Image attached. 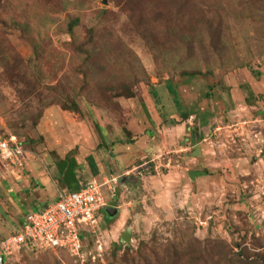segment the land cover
I'll return each mask as SVG.
<instances>
[{
    "label": "rangeland",
    "instance_id": "rangeland-1",
    "mask_svg": "<svg viewBox=\"0 0 264 264\" xmlns=\"http://www.w3.org/2000/svg\"><path fill=\"white\" fill-rule=\"evenodd\" d=\"M151 1L150 21L137 30L123 9L126 0H0V137L18 143L24 155L15 166L0 155V180L20 176L31 162L53 164L73 149L82 172L92 154L98 180L115 176L114 160L122 173L113 198L102 187L104 198L108 205L131 201L132 209L127 221L108 219L103 209L95 228H82L83 261L28 243L2 264H121L125 258L134 264L138 245H149L148 256L170 245L264 251V115L256 114H264V0ZM72 17L79 19L73 35ZM25 23L36 51L24 40ZM77 46L91 53L89 60ZM167 82L195 117L176 124L180 115ZM122 83L133 97L108 88ZM71 99L77 111L62 108ZM208 121L203 148L189 149L193 156L205 151L200 163L212 174L186 184L182 173L167 176L187 163L202 174L197 160L183 154L190 140L198 142L196 123ZM170 124L175 139L159 151L157 141L166 139L158 128ZM8 220L0 214V226ZM126 227L128 244L119 239ZM114 244L133 250L114 257Z\"/></svg>",
    "mask_w": 264,
    "mask_h": 264
},
{
    "label": "trees",
    "instance_id": "trees-1",
    "mask_svg": "<svg viewBox=\"0 0 264 264\" xmlns=\"http://www.w3.org/2000/svg\"><path fill=\"white\" fill-rule=\"evenodd\" d=\"M151 3H152L151 0H126V4L125 6H123V9H126L135 29L137 30L140 29L139 26L146 19L150 21L151 14L148 12V10L151 7ZM131 8L133 9V12L129 10ZM107 12L109 11H104V13ZM78 20H79L78 17L70 18V21L68 23V32L71 35H73V28L78 24ZM29 28L30 26L27 25L26 23L20 25V29L24 34V40L30 43L32 45L33 50L36 51L37 43L35 40H32V37L28 36ZM90 32L91 35L93 36L94 29H91ZM76 49L86 54L85 60L90 59L91 53H89L88 50L83 49L80 46H77ZM185 72H182L181 74L195 75L201 73L200 71H193L186 73ZM166 86L180 115V121H175L176 124L178 122L185 121L190 116V113H188L187 110L183 109L181 97L178 94L177 90L174 88L173 84L171 82H167ZM117 87H119L121 90H117ZM117 87L115 85H110L108 88L110 90H115L116 94L118 95L123 94L126 95L127 97L134 96L133 91L128 90L126 88L127 86H125L123 83L118 85ZM124 88H126V90H124ZM151 93L154 99L156 98L157 100L156 91L152 90ZM67 97L69 98V96ZM61 106L63 109H69L72 111H77L79 107L77 102L72 99L61 102ZM95 128L98 131V136L101 141L100 145H102L104 144L103 134L99 132L98 126L96 124H95ZM125 130L127 135H130L129 129L125 127ZM133 140H134L133 137L131 138L129 137L127 142L133 143L134 142ZM72 151L74 150L68 151L62 157L55 156L53 160V164L58 174V178L55 181L56 186L60 191H64V192L80 189L91 178L96 177L99 173L98 165L92 155H88L85 159V162L88 167V171L82 172L83 170L82 165L78 163L74 155L70 154ZM199 165L201 170L205 172L207 175L212 174L213 171L207 169L206 167L201 165V163H199ZM124 178H126V176ZM23 225L24 223L22 224V227ZM81 237L83 239L82 233H81ZM148 246L149 245H138L137 249L134 250V254H132L131 256V261L134 264L137 263L136 260H138L140 264H264V251L262 252L256 251L255 247L250 248L247 247L246 245L240 247L239 251L233 253L226 251V249H223L221 245H211L210 248H207L206 246L200 247L199 245H170V247L167 250L160 252V254L155 255V252L153 251L151 256H148L149 253L145 251V249H147ZM122 248H124L123 252H125L126 255L127 254L129 255L130 250H133L129 245L114 244L112 249V255L116 257L117 253ZM122 256L123 255H121L120 258H122ZM10 258H6V260H9ZM128 262L129 259L125 258L124 260L122 259L121 264L123 263L127 264Z\"/></svg>",
    "mask_w": 264,
    "mask_h": 264
},
{
    "label": "built area",
    "instance_id": "built-area-1",
    "mask_svg": "<svg viewBox=\"0 0 264 264\" xmlns=\"http://www.w3.org/2000/svg\"><path fill=\"white\" fill-rule=\"evenodd\" d=\"M219 128L215 127V130ZM13 145L9 146L8 140L0 137V155L9 157L13 165H21L23 151L16 142ZM118 177L115 175L102 180L93 177L80 189L59 191L54 201L40 210L28 212L19 232L0 238V257L4 261L23 245L32 243L43 248L63 249L83 261L82 228H95L97 215L106 206L102 187L106 186L113 198Z\"/></svg>",
    "mask_w": 264,
    "mask_h": 264
},
{
    "label": "crops",
    "instance_id": "crops-1",
    "mask_svg": "<svg viewBox=\"0 0 264 264\" xmlns=\"http://www.w3.org/2000/svg\"><path fill=\"white\" fill-rule=\"evenodd\" d=\"M255 84L256 83H254V86H256ZM253 90H255V89L253 88ZM250 94L252 95L253 93L250 92ZM262 103L264 104V97L262 99ZM191 114L190 115L192 116V118L195 117L194 113H191ZM256 114H258L259 116H261V118H263V116H262V115H264L263 113L256 112ZM257 120L258 119H256V121ZM216 121H218V120H216ZM172 127L173 126H171V124H170V125H167L166 127L158 128L159 129L158 135L160 136V134L161 135L163 134L166 141L159 139V136H158L159 141H157V147H156L157 150L161 151V149H164L163 146L165 147L166 143L168 144L169 141L172 142L175 139V136L170 137V136L174 135V133H175V132H173ZM195 129H196L195 137L198 139V142H193L192 140H190V142H189L190 147H186V149L195 148L196 146L203 148L202 144H203V142L206 141L205 136L207 135V131H209L211 129V125L209 124V121H208V123L206 122L205 125L202 122H200V123L198 122V123H196ZM184 136H186V135L184 134ZM190 136H191V134H190ZM135 141L136 140H134V142ZM161 141H162L163 145H162ZM167 152H169V151H167ZM204 153H205V151L194 153L195 155L193 156L192 152H190V149H189L187 153L183 154V157L187 158V159H190L192 157L194 160H197V162L199 164L200 162H202L203 160L206 159V158H204ZM145 156H146L145 154L142 155V157H145ZM95 161H96V159H95ZM111 162L113 164V167L117 171V173L115 175H118L120 177L121 176L120 174L122 172H119V167L114 166L115 165L114 160ZM189 162H191V160H189ZM96 163H97V161H96ZM145 163L146 162H142L141 164L133 165V168H136V167L141 168ZM28 164H29V166H27V168L24 167L22 169L23 174H20V176H18V173H16L15 176L11 175V177H10V175H8V177L6 179H4L5 178V175H4V178H2V179H4L5 182L0 180V214H1V216L3 215L4 217L8 218L9 219L8 221H10L8 224L7 223L4 225L1 224V226H0L1 227L0 238H3V237H6L8 235L19 232L22 228V224L24 223L25 216L28 212L37 211V210L42 209L46 204L54 201L57 197L58 187L56 186L55 181L58 178V174H57V171H56L54 164H52V162H47L46 164L41 163V162H36V163L31 162ZM186 165L187 166L183 167V169L181 168V169L166 170L167 176L168 175L177 176L176 174H172L174 172L182 173L181 175L182 176L186 175V177L184 176L185 178L184 179L180 178V180H184L185 184L187 182L188 183L189 182H199L198 180H204L205 176H202L203 175L202 170H200L202 172V174L200 175L199 170L196 166H192L191 163H187ZM13 166H15V165H13ZM209 166H211V165H209ZM98 168H99V166H98ZM214 168H216V167H214ZM130 170L131 169H129L128 171H130ZM186 171H187V173H186ZM197 172H198V175L195 176L194 174ZM204 174L207 175L206 173H204ZM0 176L3 177V175H0ZM98 177H100V176H98ZM194 178H195V180H194ZM177 180H179V179L177 178ZM156 201H158V200H156ZM130 203H131V201H128L127 203H124V204L108 205V203L106 201L105 207L111 206V207L116 208V213L112 217L118 215V216H121V221L122 220L127 221L129 218V213H130V211H132V209H130L131 208ZM122 205H126V207H124V209H122V207H121ZM105 207H104V211H105ZM100 212L97 215V220H98V218H100V216H99ZM106 215H107V213H106ZM107 216L109 218H112L109 215H107ZM13 217H15L16 221H14ZM8 225L12 229L13 228L14 229L13 230L9 229ZM121 234H122V232L120 233V236H121ZM120 236H119V239H120Z\"/></svg>",
    "mask_w": 264,
    "mask_h": 264
},
{
    "label": "water",
    "instance_id": "water-1",
    "mask_svg": "<svg viewBox=\"0 0 264 264\" xmlns=\"http://www.w3.org/2000/svg\"><path fill=\"white\" fill-rule=\"evenodd\" d=\"M105 212L107 213V215L112 217L116 213V208L107 206L105 207ZM130 233H131L130 228L126 227L120 236V242L128 244L130 242ZM2 263H3V259L2 257H0V264Z\"/></svg>",
    "mask_w": 264,
    "mask_h": 264
}]
</instances>
